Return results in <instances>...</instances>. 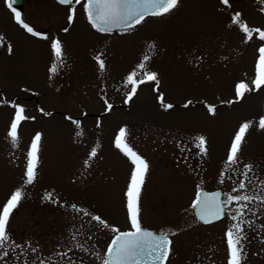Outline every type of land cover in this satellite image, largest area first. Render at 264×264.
I'll use <instances>...</instances> for the list:
<instances>
[{
	"label": "rangeland",
	"instance_id": "1",
	"mask_svg": "<svg viewBox=\"0 0 264 264\" xmlns=\"http://www.w3.org/2000/svg\"><path fill=\"white\" fill-rule=\"evenodd\" d=\"M217 5V0H179L167 14L107 34L90 31L79 22V35L92 36L95 46L83 53L64 50L60 59L42 41L12 27L14 50L0 56V211L17 190L22 191V200L34 199V206L29 207L32 214L25 206L11 214L9 237H35L42 232L51 250L57 235L68 261H99L97 257L73 261L67 251L72 252L71 245L84 232L74 230L81 227L78 223L91 222L103 231V245L115 233L113 228L131 227L126 193L135 165L116 146L124 130V141L148 163L139 198L141 223L170 231L187 228V207L199 187H219L226 195H235L233 189L243 181L246 187L239 191L255 198L238 206L233 203L220 219L198 225L223 244L217 260L203 264H229L226 233L241 219L243 233L249 232L246 227L253 221L251 240L257 248L254 259L250 262L243 255L241 264H264V200L259 198L264 196V128L259 127L264 87L255 89L252 83L264 39L256 32L248 38L233 23L238 12L223 2L220 10ZM248 10L254 15L241 14L240 22L264 31V6ZM1 15L0 10V21ZM4 29L0 24L6 35ZM97 56L104 61L103 70ZM54 64L57 71L52 73ZM132 72L145 82L128 83ZM148 72L157 73L158 82L148 81ZM241 82L253 91L238 98L236 86ZM133 87L135 95H131ZM21 107L27 119L20 122L14 142L9 132ZM246 122L250 127L238 162L230 165L232 143ZM37 134L41 139L36 179L28 184V153ZM93 149L95 156L90 155ZM37 199L46 206L42 212ZM241 204H247L243 216L240 208L234 209ZM233 215L238 216L236 221ZM96 216L106 223L96 221ZM56 228H63L61 235V230L55 234ZM244 236L242 245L248 238ZM247 244L246 253L252 247ZM45 255L48 260L54 257L51 251Z\"/></svg>",
	"mask_w": 264,
	"mask_h": 264
},
{
	"label": "snow or ice",
	"instance_id": "2",
	"mask_svg": "<svg viewBox=\"0 0 264 264\" xmlns=\"http://www.w3.org/2000/svg\"><path fill=\"white\" fill-rule=\"evenodd\" d=\"M222 2L227 5L229 0H222ZM15 0H10L8 7L12 9L15 13V19L17 22L22 23L23 27L33 35H40L38 32H34L33 28L27 23H24L21 17V13L12 7ZM59 3L64 5H72L73 0H59ZM76 4H80L81 0H75ZM179 0H87V13L88 19L91 24L101 32L111 31L112 27L115 25L123 24L125 28H131L135 24L141 23L144 18L148 15H163L167 14L177 7ZM72 13H75V9H72ZM73 19V15L69 16V20ZM233 23L239 24L244 33L247 34L248 38H251L253 32L259 33L260 38L264 39V31L260 29H251L247 24L240 22L239 13L233 18ZM3 36L0 35V43L3 42ZM52 47L54 49L55 56L60 59L63 57V48L59 40L53 42ZM154 47V45H153ZM9 50L11 47L9 46ZM259 59L257 63V77L252 82L255 89H260L264 87V47L259 49ZM99 62V67L101 70L104 69L105 64L99 56L96 58ZM145 60L149 57L145 56ZM62 62V61H61ZM140 69L145 68V64L141 63L139 65ZM52 73L57 71V67L54 64L50 69ZM137 73L132 72L128 76V83L132 85L142 84L145 80L135 79ZM146 78L148 81H157V73L148 72L146 73ZM158 82V81H157ZM253 91L247 83L241 82L236 86V93L238 98H243L247 92ZM136 87L132 88L131 95H135ZM129 96V99L131 98ZM163 101V97L161 96ZM189 103H191L189 101ZM166 108H172V104H165ZM187 106V105H186ZM111 107V105H109ZM210 111H215L214 107L210 106ZM24 108H19L16 113L14 122L11 124V129L9 135L13 141L18 140V126L20 122L27 119L23 115ZM250 127V123L246 122L242 124L237 132L234 141L232 143L230 153L228 156V163L236 164L238 162V153L241 148V144L245 138V134ZM259 127L264 128V117L259 121ZM125 132L121 131L120 136L116 140V146L121 148L133 161L135 165V170L132 174L131 183L126 193L128 197L127 208L129 211V219L131 228L127 231H120L117 228H113L112 231L116 233L113 237L105 257H99L102 260V264H166L169 254L171 251L172 241L168 238L167 234L157 235L156 233L146 230L140 219V190L144 183V176L148 171L147 161L132 150L131 147L124 141ZM41 136L37 134L34 137L31 151L28 153V167L26 169V183L31 184L36 179V165L38 163V151L39 142ZM201 146L206 144V140L203 136L199 138ZM206 150V149H202ZM91 156L96 155L95 149L90 154ZM250 171L251 166H246ZM245 179H247L248 173L244 174ZM246 184L241 181L238 189H233V191H239L244 189ZM221 193H205L203 191L197 193V198L193 203L194 208H199V218L204 223H211L215 219H220L225 214V206L231 204L233 201H249L253 199L248 195H227L224 201H220ZM23 193L21 190H17L13 193L11 198L8 200L7 204L0 211V247H3L5 242L9 239L8 225L10 221L11 214L13 210L18 206L20 200L22 199ZM264 200V196L259 197ZM75 207V206H73ZM247 207V204L240 205L239 215L243 216V209ZM94 219L101 224L106 222L102 221L99 216L94 217ZM233 221L238 219L237 215L231 217ZM242 223H234L227 231V240L229 246V264H241L243 259V246L242 240L246 237L243 235ZM43 264V262H41Z\"/></svg>",
	"mask_w": 264,
	"mask_h": 264
},
{
	"label": "flooded vegetation",
	"instance_id": "3",
	"mask_svg": "<svg viewBox=\"0 0 264 264\" xmlns=\"http://www.w3.org/2000/svg\"><path fill=\"white\" fill-rule=\"evenodd\" d=\"M9 2L10 0H0V10L3 13V15H1L2 21H0V24H2L3 27L7 29H4L5 32L7 31L6 35L0 32V35H2L4 38L3 42L0 43V56L2 53L10 51L9 46L11 48L15 46V40L10 34L12 27L15 28V31L16 29H18L19 33L32 37L35 40L42 41L44 43V46L47 45L52 49V44L56 40H59L61 42L63 51L66 50L68 52H78L79 50V52L83 53L86 48H92L96 44L95 42L92 45V36L79 35V22H82L88 30H98L91 24L88 19L86 0H81L80 4H76L75 0H73L72 5L61 4L59 3V0H15V3H13L12 7L21 13L23 22L27 23L30 27L33 28L34 32H38L40 33V35H33L32 33H29L23 27L22 23L17 22V20L15 19V13L11 8L8 7ZM217 2V7L220 10L222 0H217ZM231 2H234L233 5L231 4ZM230 5L232 6V11L236 10L239 15L245 14L247 16H252L254 15V12L248 9L252 6L254 7L255 5L264 6V0H229V3L226 6ZM73 8L75 9L74 14L72 13ZM70 15H73V19L71 21L69 20ZM155 16L156 15H148L144 18V20ZM126 29L127 28H118L112 29L111 31L107 32H100L107 34L112 32L113 30L126 31ZM80 37H82V39H80ZM37 46L42 47L41 45ZM13 50L14 48L10 52H12ZM201 189L206 191L219 189V193H221L219 197L220 201H224L227 198L226 192L219 187L208 189L199 187L195 191L192 201L189 202L190 207H187L189 208L188 212L190 213V222L188 223L187 228L177 227L173 229V231H170V229H161L160 227H153L148 224L142 223L143 227L151 228L160 234H167L168 238L172 241L171 251L166 263H168L169 261V264H203L204 262H206V260H217L218 258V253L220 252V249H222L223 244L214 238H210L202 228L198 227L199 223L204 222L199 218V215L196 214V211L199 212V208L193 207V203L197 198V192ZM234 193H236L235 195H244L242 191H235ZM255 197L256 195L253 196V198ZM33 200L34 199H21V201L19 202L20 205H18L12 213H14L17 208L25 206V209H28V213L32 214L33 210H31L29 207L32 208V206H34L31 205L34 203L32 202ZM22 201H24L26 205H22ZM37 201V206L39 208L38 211L42 212V209H45L46 207L44 205V201L43 199H37ZM233 203L236 204L235 206L239 205V202L236 201H233L229 205H232ZM229 205L225 206V214L230 209ZM239 208L240 207H235L234 209ZM81 213L88 214L85 212ZM241 222L242 219L240 223ZM252 222L253 221H250V225L246 227L249 232L243 233V235L246 234L248 238L247 241L242 245L243 255L245 257L248 256L250 262L254 259L257 251L256 246L252 243L253 241L251 240L255 238L253 227H251ZM243 224L244 223H242V225ZM78 225H81V227H76L74 228V230L76 232L78 231V233L80 231L84 232L83 234H79L76 237V243L74 245H71V247H73L72 252L67 251L68 254L71 255V259L73 261H79L80 259H83L84 261L86 259L96 257L98 258V256L105 257L111 239L115 236L116 233H114L112 237L108 239L103 245V242L100 240L101 237H103V231L93 226L91 222L78 223ZM193 225L197 226L194 227ZM130 228L121 231H127ZM62 229L63 228H60L61 231L59 230L60 235L62 234ZM59 231L58 228H56L55 234H58ZM182 231L184 232V234H182ZM56 237L52 239V242L54 241L55 245L53 249L50 250L47 247V242L49 241V239H43L42 232L37 233L35 237L26 236L22 238H14L11 236L5 242L4 246L0 247V264H41V262H43V264H75L74 262L68 261L69 257L65 255V248L60 243L62 238ZM244 241L245 240H242V242ZM247 242L251 243L252 247L246 253V247L248 245ZM49 251H51V254H54V257L48 260L45 258V253L47 254L49 253ZM94 264H102V260L99 258V261L95 262Z\"/></svg>",
	"mask_w": 264,
	"mask_h": 264
},
{
	"label": "water",
	"instance_id": "4",
	"mask_svg": "<svg viewBox=\"0 0 264 264\" xmlns=\"http://www.w3.org/2000/svg\"><path fill=\"white\" fill-rule=\"evenodd\" d=\"M86 6H87V0H86ZM118 28H125L124 26H123V24H120V25H115V26H113L112 27V29H118ZM201 191H203V192H205V193H215V192H220L219 191V189H217V190H213V191H206V190H199L198 192H201ZM197 192V193H198ZM198 213L199 212H197L196 211V214L198 215ZM146 230H149V231H152V232H154V233H156L157 235H160V233H157L156 231H154L153 229H151V228H147V227H144ZM116 235V234H115ZM113 239V238H112ZM112 239H111V241H112ZM111 243V242H110ZM110 245V244H109ZM109 247V246H108ZM149 264H152V262L151 261H149ZM157 264H159V262H157Z\"/></svg>",
	"mask_w": 264,
	"mask_h": 264
},
{
	"label": "bare ground",
	"instance_id": "5",
	"mask_svg": "<svg viewBox=\"0 0 264 264\" xmlns=\"http://www.w3.org/2000/svg\"><path fill=\"white\" fill-rule=\"evenodd\" d=\"M137 26V25H136Z\"/></svg>",
	"mask_w": 264,
	"mask_h": 264
}]
</instances>
